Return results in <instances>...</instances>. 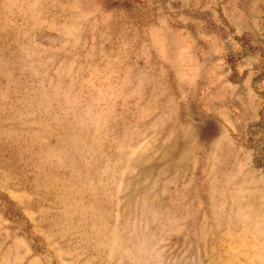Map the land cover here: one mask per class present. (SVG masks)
<instances>
[{
  "label": "rangeland",
  "instance_id": "1",
  "mask_svg": "<svg viewBox=\"0 0 264 264\" xmlns=\"http://www.w3.org/2000/svg\"><path fill=\"white\" fill-rule=\"evenodd\" d=\"M0 264H264V0H0Z\"/></svg>",
  "mask_w": 264,
  "mask_h": 264
}]
</instances>
